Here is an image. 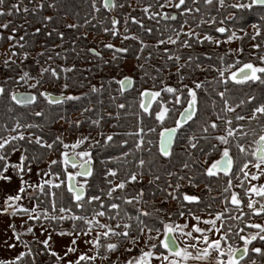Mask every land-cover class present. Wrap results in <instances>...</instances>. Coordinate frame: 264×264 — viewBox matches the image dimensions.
<instances>
[{
	"label": "snow or ice",
	"instance_id": "snow-or-ice-1",
	"mask_svg": "<svg viewBox=\"0 0 264 264\" xmlns=\"http://www.w3.org/2000/svg\"><path fill=\"white\" fill-rule=\"evenodd\" d=\"M136 3L141 5L138 9L141 17L131 14L137 9L130 0H100L99 6L97 0H91V14L82 24L77 21L64 25L79 30L90 25L101 8L106 12L120 9L118 15L107 17L110 27L103 26L102 31L112 37L119 36L122 42L132 40L138 45L132 52L137 61L132 74H125L120 63L127 59L128 47L101 43L102 48L112 50L111 61L104 60L94 47L82 48L81 51L100 58L102 64L113 66L118 75L101 78L98 85L89 83L88 91L78 94L67 91L71 87L68 73L74 72L76 65L52 67L56 59L67 60V56L52 51L63 45V31L58 32L55 27L44 31L46 37L55 33L60 45H49L47 50L51 54L46 55L45 44L41 42L33 64L25 65L31 55L27 49L34 46L25 39L27 31L17 36L22 25L10 27L9 20L0 23V30H8L3 69L13 73L0 81V110L4 116L0 119V191H4L0 217H7L2 246L7 250L20 248L13 256L0 257V264H38L44 256L48 259L43 264H96L97 260L101 264H258L257 257L264 258V223L252 222L253 216L264 217V97L257 100L255 95L246 94L233 100L228 88L229 82L264 85V24L261 23L264 14L260 15V22L250 25L253 30L250 35L244 27H237L238 13L254 8L264 13V0L232 3L227 0H136ZM4 4L5 0H0V17L30 11L22 0H15L7 8ZM28 4L32 5L34 15L45 6L57 7L56 0H49L46 5L45 0L35 3L28 0ZM201 4L206 10H202ZM125 7L131 11L123 12ZM213 8L216 13L224 9L227 15L217 20L212 14ZM144 18L153 21L155 29L146 26ZM52 20V16H43L42 27L46 28ZM129 21L149 36L153 31L156 33L151 47L164 63L153 64L151 72L145 69V64L153 58V53L142 55L149 45L130 31ZM99 23L103 25V20ZM205 24L221 35L216 37L208 30L202 31ZM42 27L33 28L31 35L41 33ZM87 37V31H77L71 50H76L79 40L87 42ZM246 39L253 41L249 45L253 60L243 59ZM237 40L242 41L240 46L215 54L218 64L203 67L198 56L188 53L182 57L178 51L204 44L219 47ZM202 55L212 60L214 54ZM41 57L45 58L43 63ZM141 59L144 63H139ZM13 66L19 67V72ZM173 67L175 71L166 73V79L175 76L176 80L168 84L158 74ZM209 69L216 74L211 79L193 78L196 72L206 73ZM136 73L141 74V80L151 79L153 85L138 90L140 111L135 113V129L123 133L125 137H132L133 142L129 146V141L121 138L118 155H97L98 150L117 144L115 138L121 133H105L102 122L107 117L112 120L108 127L115 129L120 112L113 118L112 112L101 113L89 102L76 110L77 118L71 119L70 112L60 108L89 95L103 96L106 86L109 100L117 110L131 108V103L120 102L117 97L136 88ZM61 79L63 83L57 94L42 87ZM186 79L190 83H184ZM213 81L217 84L215 88L211 87ZM216 97L221 104L219 110ZM44 104L48 106L47 113ZM245 106H248L247 112L237 111ZM167 121H171V126H165ZM252 121L258 124V133L250 127ZM53 123H60L61 127L48 138L44 129L48 127L51 132ZM81 128L86 130L82 132ZM158 128V139L154 140L153 134H157ZM93 131L99 139L92 136ZM65 133H74V139L66 142ZM201 141L206 142V147L198 153L189 151L196 150ZM177 144L187 159L177 167H158L171 161ZM49 153H58V156L48 159ZM13 154H18L15 161L11 159ZM199 155L205 161L210 156L215 158L200 167ZM121 158L125 167L113 166ZM97 160L102 167L99 179L93 183ZM33 165L36 166L34 173ZM121 171L123 175H119ZM33 175L38 179L33 180ZM145 176L149 177L146 184ZM162 176L167 178L163 182ZM205 177L220 181L215 196L207 195L213 188ZM181 181L191 188L203 183L207 193L183 192ZM13 183L17 185L15 192L9 194L6 189ZM129 185L141 186L129 191ZM217 199L222 208L214 210ZM25 200L30 202V207L23 203ZM170 202L175 206L167 207ZM17 217H22L19 229ZM34 229L39 230V236ZM247 229L253 231L245 234ZM24 235H31L32 241L22 240ZM253 242L261 246H254Z\"/></svg>",
	"mask_w": 264,
	"mask_h": 264
},
{
	"label": "trees",
	"instance_id": "trees-1",
	"mask_svg": "<svg viewBox=\"0 0 264 264\" xmlns=\"http://www.w3.org/2000/svg\"><path fill=\"white\" fill-rule=\"evenodd\" d=\"M14 2H15V0H5V4L3 5V7L7 8V6L9 4L14 3ZM35 2H37V0H33V3H35ZM48 2H49V0H45V5ZM145 2H151V0H145ZM97 3L99 6L100 2L98 0H97ZM22 4H25L29 7L30 11L27 14H25L23 11H21L19 14H14L12 16L0 17V22H3L5 20H9V21H11L10 27L17 25V24L22 25V27L19 29V31L16 34L17 36L24 35L25 32L27 31V35H25V39L28 41L29 45H34V46L27 49L30 51L31 55L25 61V65H32L33 64V58L35 57L33 55L36 52V50L40 51L39 45L41 42H44V44H45L46 55L51 54V52H49L47 50L49 45H60V40L55 33H53V35L51 37H46L43 34L44 31H50L53 27H55L58 32L63 31L65 33V37H64L63 45L60 47H56V48L52 49V51L60 52L61 56H67V60L65 61L63 59H56L55 62L52 63V67H58L60 64H65L66 66H70L72 64L76 65L74 72L68 73L69 83L71 85V87L67 90L68 92H72L74 94L87 92L89 83L98 85L101 81V78H107L110 75H118L117 70L113 66L104 65V64H102L100 58L93 57L90 53H87L86 51H81L82 48L93 47V44L91 42H89L88 38H87V42H85L83 39L79 40L77 42V45L75 46L76 50L75 51L71 50L73 48L71 41L73 38H75L77 31H79L81 33H83L84 31H87L88 34L91 33L92 35L99 36V35L104 33L102 31L103 26H109L110 27L109 20L107 19V17H110V14L108 12H106L105 10H103L101 8V10L95 14L96 19L92 20L90 25L85 26L84 28H80L79 30H76V29L65 28L64 25L66 23H73V22H77V21L82 24L83 20L87 17V15L91 14V8H90L91 0H56L57 7L53 8V9H49L47 6H45L43 9L38 10L35 15L31 12L32 5L28 4V0H22ZM124 9L122 11H124ZM120 11H121L120 9H117L114 12L118 14ZM131 14L136 15L138 17H141V13L139 11H134ZM261 14H264V13H262L261 10L258 8H254L252 10H245L242 13H238L240 19L237 21V27L242 26L245 28L252 23L260 22V15ZM45 15L52 16L53 20H52V22H50L47 25L46 28H43L41 22H42V17ZM101 20H103V25H101L99 23V21H101ZM25 21H27V23H25ZM144 23L146 26H151L155 29V24L153 21L148 20L147 18H144ZM163 23L164 22H161V25H160L161 27H163ZM261 23L264 24V22H261ZM229 24L231 26V23H229ZM92 25H95V28H93ZM35 27H42V31H41V33H39L35 37H33L31 35V32H32V29ZM129 27H130L131 32H134L137 35H140L144 39L145 43L149 45V47L144 51V53L142 55L147 56L148 52H150V51L153 53V58L150 61H148L147 64H145V69L147 71L151 72V70H152L151 66L153 64L162 65L164 63V61H162L159 58V55L157 54V52L151 47V44H153V42L156 38L155 31H153L151 36H149L147 33L141 32L139 30V27L137 25L132 24L130 21H129ZM210 29H211V27H207V28H205L204 26L202 27V31L203 30L210 31ZM0 31H3V39H0V46H3L6 43H8V41L6 40V37L8 35V30H0ZM104 36L109 37L110 35L104 33ZM118 46H124V47H128L130 49L129 53L126 54L127 59H124L123 61L120 62L121 67H122V63L125 60L134 61L135 64L137 63V61L132 56V52L138 47V45L135 41H132V40H127V41H123V42L121 41V43ZM166 46L172 47L170 45H166ZM195 48H196V46H194L193 49H178V51L180 52L182 57H186V55L188 53H191L194 56H198L200 62L203 61L206 64H212V63L218 64V62L215 59V54L219 53V52L213 53L214 55H213L212 60H206L205 57H203L202 55H199L198 53H196L194 51ZM65 49H67L68 51L65 52ZM17 51H20V49H17ZM99 51L101 52L104 60H109V59H106V56L112 55V50H110V49L100 48ZM208 52H210V51H208ZM248 52L249 51L244 50L243 59L244 60H253L254 58L252 56H250L248 54ZM122 55H124V54H122ZM14 59L19 60L18 57L14 58ZM40 59H41V63H43L45 58L41 57ZM109 61H111V60H109ZM255 62L259 63L258 61H255ZM139 63H144V60L141 59L139 61ZM13 67L15 68L16 72H19V67H17V66H13ZM85 68L90 69V71H88V72L82 71V69H85ZM171 69H174V67L170 68V69H165L164 72H162L158 75L161 78L166 79L165 73H168ZM32 71H33V74H35L36 68L33 67ZM188 71H191V69H189ZM197 73L198 72H196L194 74V76H196ZM12 74L13 73L11 71H5L3 69V64L0 65V81L3 80L4 76L12 75ZM206 74L208 77H213L214 75H216L211 69H209L206 72ZM175 80H176L175 76H172L171 79H167V81L170 84H173ZM136 82L137 83H136L135 89L128 90L125 96L117 97V99L120 102L127 101L128 103H131L132 104L131 108H126L124 110H117L115 108L114 104H112L111 101L109 100V97H108L109 89L107 88V86L105 87V91H104L103 96H101L99 93H97L94 95H89L87 98H82L81 101L68 102V104L61 106L60 111H64V109H67L71 114L70 115L71 119L73 117H74V119L77 118L78 112L76 110L81 106L89 104V102H91L92 104H95L97 109L100 110L101 113H103L104 111L112 112L114 114L113 118H115V114L117 112H120L119 119L116 121V123L118 124V127H116L115 129H111L108 127V125L112 123V120L108 119L107 117H105V121L102 122L103 131L105 133H108L109 131H115V132L121 133L120 136H117L115 138L117 141V144L112 145L108 149H105V150H98L97 155H118V152H119L118 141L121 138L127 139L129 141V146L132 144L133 138L132 137H125V136H123V133L125 131H134V129H135V113L140 111V109L138 108V99H139L138 90H140L142 88H149L153 85V81L151 79H148L145 77L144 80H141V74L140 73H136ZM10 83L11 82H9V84ZM61 83H63L62 79L58 83H54V84L53 83H45L42 87L52 86L54 88V89L52 88V92L57 94L60 90V84ZM80 83H84L85 86L83 88H81L79 86ZM156 86L161 87V85H159L158 83ZM114 87H115V85H114ZM211 87H213V88L217 87V84L215 83V81H213ZM219 87L222 89L223 85H220ZM228 88H229V97L233 100H236L239 97H243L246 94L255 95L257 100H260L262 97H264V85L259 84V83H255V84L245 83L243 85H235V84H232L231 82H229ZM24 90H25L24 88H20V91H24ZM163 95H166V94H163ZM216 100H217V110H219V108L221 107V104H220L218 97H216ZM100 101H102V102H100ZM0 103H2V102H0ZM42 106L45 107V110L47 113L48 106L46 104H44ZM155 106H156V102L153 104V107H155ZM55 111H56V109L53 108V114L55 113ZM150 111H151V109H150ZM237 111L247 112L248 106H245L243 109H237ZM125 113H127V115H125ZM85 115H89V114L85 113ZM229 115H231V114H229ZM3 118H4V116H3L2 110H0V119H3ZM37 119H39V118H37ZM145 122H148L147 117H145ZM243 123L248 125L247 121H244ZM57 124H60V123H53L50 125L51 132H49L48 127H46L44 129V134L48 138H51L52 135L57 134L56 133V125ZM166 125L171 126V121H167L165 123V126ZM222 127H223V125H221V128ZM250 127L254 128L257 133L260 130L256 121H252ZM85 130H86L85 128H81V131H85ZM33 131H35V130H33ZM158 131H159V128L157 129V134H153L154 140L158 139L157 138L158 137ZM92 134H96V132L93 131ZM99 138L100 137H98V139ZM181 143H182V141H181ZM31 147H34V146H30V148ZM200 148L201 147H200V143H199L197 149L193 150L194 153H198ZM51 154H53V153H49L48 156ZM53 155L58 156V153H55ZM200 156L201 155H199L198 159L200 158ZM145 158L149 159L150 157L146 156ZM193 158H196L195 154H194ZM213 158H215V157L210 156L209 159L207 161H205V164H209ZM122 159L123 158H121V162H117L113 166L123 169L125 167V165H123ZM184 159H187V157H186L185 153L181 151L180 144H177L171 161H169L167 164L159 165L158 167H160L161 169H163L165 167H167V168L177 167L179 165V163ZM199 166L203 167L201 165V163ZM95 167L97 170V176L93 178V183H96L97 180L99 179L98 174H99V171L102 167L98 160L95 163ZM54 168H55V166H54ZM161 174H162V172H161ZM119 175H123V171H121V173ZM145 178L149 179V177H147V176H145ZM166 179H167L166 177L162 176L161 182H163V180H166ZM204 180L206 182H208L210 184V186L213 188V192L210 195L215 196L217 194L218 184L220 183V181H217L215 178H208V177H205ZM146 183L147 182H144V184H146ZM181 184H182L181 191L186 192V193H194V188L189 187L185 181H181ZM199 185H204V184L200 183ZM140 186L141 185H129L128 190L131 191L133 187L139 188ZM204 192H205V190H204ZM205 198H207V197H205ZM157 199H159V196L157 197ZM218 203H219V199H217V202L213 204V209H215L214 207ZM253 245L254 246H261L257 242H253ZM257 260H258V264H264V258L257 257ZM38 264H40L39 260H38Z\"/></svg>",
	"mask_w": 264,
	"mask_h": 264
},
{
	"label": "rangeland",
	"instance_id": "rangeland-1",
	"mask_svg": "<svg viewBox=\"0 0 264 264\" xmlns=\"http://www.w3.org/2000/svg\"><path fill=\"white\" fill-rule=\"evenodd\" d=\"M3 22H4V21H3ZM0 23H2V22H0ZM121 30H122V28H121ZM251 31H253L251 27H249V28L246 30L247 33H251ZM238 34H239V33H238ZM87 38H88L89 42H91V43L93 44V47L97 49V51H99L100 48H102V47L100 46L101 43H111V44H113V45H115V46H118V45L121 43V38H120L119 36H117V37H112V36L105 37V36H104V33L101 34V35H99V36H95V35H92V34L90 33V34H88V37H87ZM251 42H252V41H251ZM251 42H250L248 45H246V47H248V46L251 44ZM240 43H241V41L237 40V41H233V42H231V43H229V44H225V46H226L227 48H233V49H235L236 47L240 46ZM7 45H8V43H6V44L3 45V46H0V65H2V62H3V61L5 60V58H6V49H7ZM214 46H215V45H214ZM36 52H38V51L36 50ZM36 52L34 53L33 56H35ZM111 56H112V55H107V56H106V59L111 60ZM181 63H183V62L181 61ZM133 65H135V62H134V61L125 60V61L123 62V64H122V69H123L124 73H125V74H132ZM165 82L168 83V84H170V83L167 81V79H165ZM184 83H190V81L185 80ZM52 88H53L52 86H44V87H43V89H47L48 91L52 90ZM53 89H54V88H53ZM72 119H74V117H73ZM60 127H61L60 124H57V125H56V129H58V128H60ZM64 127H67V126L65 125ZM82 132H83V131H82ZM74 135H75L74 133H73L72 135H69L68 133H65V135H64V139H65V141H66V142H71V141L74 139ZM92 136L98 139V136H97L96 134H92ZM17 156H18V154H13V156L11 157V159H12L13 161H15V160L17 159ZM47 158H48V159L56 158V155L51 154V155H49ZM32 167H33V173H34V172H35V169H36V166L33 165ZM40 167L43 168V167H45V165L42 163V164L40 165ZM69 170L71 171V168H69ZM32 179H33V180H37L38 178H37L35 175H33V176H32ZM147 180H148V179L145 178V181H144V182H147ZM16 186H17L16 183H13L8 189H6V191H7L9 194H14L15 189H16ZM203 189H204L203 186H202V187H201V186H200V187H197V188H196V192H194V194H197V195H198V194H201V191H202ZM204 190H205V189H204ZM204 190H203V191H204ZM235 190L239 191L238 189H235ZM30 191H31V190H30ZM205 193H207V190H205ZM210 194H211V193H209V194H207V195H210ZM3 196H4V191H0V202H2ZM23 203H25V204L28 205L29 207L31 206V205H30V202L27 201V200H25ZM174 206H175V205H174L173 203H171V202L167 205V207H169V208L174 207ZM214 208H215L214 210H219L220 208H222V205H220V206L216 205ZM245 211H247V209H245ZM198 214H200V213H198ZM15 219H16V222H17V228L19 229V228H20V223H19V221H20V219H22V217H17V218H15ZM24 219H26V218H24ZM6 222H7V217H0V257H9V256H13V255H15V253H16L17 251L20 250V248H16V249H12V250H7V249H5V248L2 246V242H3V240L5 239L4 228H5V226H6ZM252 222H255V223H264V217H256V216H253V218H252ZM201 226H203V225H201ZM34 231L36 232V235H37V236L40 235L38 229H34ZM248 231H253V230H251V229H247V230L245 231V234H247ZM8 235H10V233H8ZM41 238H43V237H41ZM21 239L24 240V241H32V236H31V235H24V236L21 237ZM9 242H11V241H9ZM34 247H35V246H34ZM57 250L59 251V246H57ZM81 250H83V249H81ZM46 260H47V258H46L45 256L39 258L40 264H43V262L46 261ZM96 264H101V262H100L99 260H97V261H96Z\"/></svg>",
	"mask_w": 264,
	"mask_h": 264
},
{
	"label": "flooded vegetation",
	"instance_id": "flooded-vegetation-1",
	"mask_svg": "<svg viewBox=\"0 0 264 264\" xmlns=\"http://www.w3.org/2000/svg\"><path fill=\"white\" fill-rule=\"evenodd\" d=\"M99 2H100V0H98ZM130 2L132 3V5L137 9V11H138V9L141 7V5H139V4H137L136 3V1L135 0H130ZM227 2L228 3H232V2H234V0H227ZM200 7L202 8V10H206V6H203L202 4L200 5ZM167 11H174L173 9H166ZM131 10L128 8V7H126L125 9H124V11L123 12H130ZM232 11H234V10H232ZM109 14H110V16H114V15H118L117 13H115L114 11H110V12H108ZM132 13V12H131ZM212 14L213 15H216L217 16V19L219 20L220 18H221V16L222 15H224V16H226L227 15V11H225L224 9H221V12L220 13H216L215 12V10H214V8L212 9ZM119 19H120V28H122L123 27V17L122 16H120L119 17ZM251 25V24H250ZM250 25H248L247 27H245L244 29H245V31L250 27ZM205 28H207V27H210L209 25H207V24H205V25H203ZM202 26V27H203ZM229 27H231L230 26V24H229ZM210 32H211V34H213L214 36H216V37H219L221 34H219V33H215L212 29H210ZM252 32V31H251ZM249 35L251 34V33H248ZM251 42V40H245V41H243V47H244V50L245 51H249L248 52V54L250 53V51H252V50H250L249 49V46L248 47H246V45H248L249 43ZM154 43V42H153ZM241 43H242V41H241ZM240 43V44H241ZM251 43H253V41L251 42ZM227 47L225 46V44H222L221 46H219V47H217L216 45L214 46V44H204L203 46H200V45H196V48H195V52L196 53H198L199 55H202V53H204V52H208V51H210V52H212V53H215V52H221V51H224L225 49H226ZM250 55V54H249ZM203 56V55H202ZM251 56V55H250ZM204 57V56H203ZM182 62H184L183 60H181ZM180 61V62H181ZM202 63V67L204 66V64H206L205 62H201ZM123 64V63H122ZM175 71V69H171L169 72H174ZM166 74V73H165ZM205 76H207V74L206 73H201V72H198L197 73V75L196 76H194L193 78H198V79H200V80H204L205 79ZM208 77V76H207ZM212 77H208V79H211ZM187 81H189V80H187ZM50 92H52V90H50ZM54 93V92H53ZM54 94H56V93H54ZM155 103V101H153V104ZM167 126H169V125H166V127ZM158 138V137H157ZM250 139V138H249ZM200 147L201 148H203V147H206V142H204V141H201L200 142ZM190 151V150H189ZM191 151H193V150H191ZM199 161H200V163H201V165L202 166H204L205 165V159H204V157H203V155H201L200 156V158H199ZM211 163V162H210ZM209 163V164H210ZM220 175H222V174H220ZM202 187L203 186V188H204V185H199L198 187ZM197 188V187H196ZM196 188H194V192H196ZM204 190V189H203ZM206 190V189H205ZM218 191V190H217ZM199 195V194H198ZM218 206H220L219 205V203L217 204ZM242 243V242H241Z\"/></svg>",
	"mask_w": 264,
	"mask_h": 264
}]
</instances>
